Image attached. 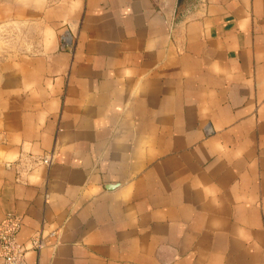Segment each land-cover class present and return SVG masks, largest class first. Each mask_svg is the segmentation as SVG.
Segmentation results:
<instances>
[{
	"label": "crops",
	"instance_id": "obj_1",
	"mask_svg": "<svg viewBox=\"0 0 264 264\" xmlns=\"http://www.w3.org/2000/svg\"><path fill=\"white\" fill-rule=\"evenodd\" d=\"M8 216L28 264H264V0H0Z\"/></svg>",
	"mask_w": 264,
	"mask_h": 264
},
{
	"label": "built area",
	"instance_id": "obj_2",
	"mask_svg": "<svg viewBox=\"0 0 264 264\" xmlns=\"http://www.w3.org/2000/svg\"><path fill=\"white\" fill-rule=\"evenodd\" d=\"M64 42H69L68 36ZM54 154L41 157L26 156L16 163L18 175L29 174L38 166L49 167L53 163ZM21 220L8 216L0 223V264H28L27 253L30 249L41 250L45 246L44 238L40 233L29 239V247L18 239L21 229Z\"/></svg>",
	"mask_w": 264,
	"mask_h": 264
}]
</instances>
